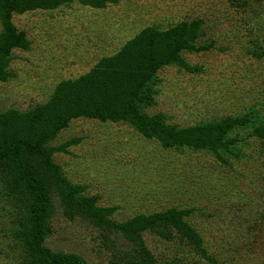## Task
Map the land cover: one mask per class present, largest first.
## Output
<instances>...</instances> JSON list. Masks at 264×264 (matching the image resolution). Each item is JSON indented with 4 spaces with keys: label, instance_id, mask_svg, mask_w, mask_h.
Returning <instances> with one entry per match:
<instances>
[{
    "label": "rangeland",
    "instance_id": "obj_1",
    "mask_svg": "<svg viewBox=\"0 0 264 264\" xmlns=\"http://www.w3.org/2000/svg\"><path fill=\"white\" fill-rule=\"evenodd\" d=\"M196 21L202 35L181 53L190 70L159 68L137 109L178 130L240 119L221 138L227 146L168 148L127 122L86 118L71 120L48 146L69 183L83 187L97 207L113 208L115 222L185 212L204 253L169 226V239L142 234L153 264H264V138L253 133L264 127V0H118L103 9L71 1L12 14L29 47L6 53L12 77L0 81V114L44 105L59 82L88 72L146 27ZM4 27L0 18V36ZM5 174L0 170V264H23L16 234L29 220V197L20 187L8 195ZM52 202L44 244L53 252L85 264H121L133 253L120 234L82 216L67 218L56 194Z\"/></svg>",
    "mask_w": 264,
    "mask_h": 264
},
{
    "label": "trees",
    "instance_id": "obj_2",
    "mask_svg": "<svg viewBox=\"0 0 264 264\" xmlns=\"http://www.w3.org/2000/svg\"><path fill=\"white\" fill-rule=\"evenodd\" d=\"M71 1L94 9H103L118 2L0 0V18L5 26L4 34L0 36V81L12 77L7 71L8 62L7 65L4 62L8 50L29 47L25 33L17 32L14 27L12 14L56 9ZM201 23H180L167 30L146 27L117 53L102 58L88 72L59 82L44 105L27 112L10 109L0 114V170L10 178L6 180L7 193L12 195L20 187L29 197V220L16 234L22 240L23 264H85L74 254L55 253L44 244L50 232L48 224L54 210V194L58 196L67 218L82 216L94 226L120 234L133 245V253L125 255L121 264H153L154 258L146 249L142 234L149 232L169 239V226L204 253L201 237L183 221L184 211L171 208L137 215L125 222L111 220L109 217L114 209L97 207L95 198L83 194V187L69 183L52 159L54 149L48 146L59 131L77 118L114 123L124 121L146 139L158 140L168 148L208 146L217 151L227 146L221 138L234 124H241L240 119L230 117L214 126L178 130L166 125L161 116L148 118L137 109L136 102L143 94L141 92L145 91L146 84L159 68L178 64L190 70L181 53L193 50L192 43L202 35L198 29ZM253 133L264 138V127H254Z\"/></svg>",
    "mask_w": 264,
    "mask_h": 264
}]
</instances>
